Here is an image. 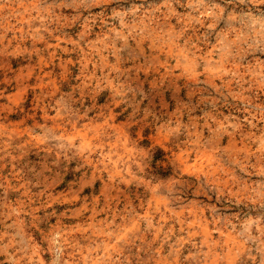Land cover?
<instances>
[{"label": "rangeland", "instance_id": "1", "mask_svg": "<svg viewBox=\"0 0 264 264\" xmlns=\"http://www.w3.org/2000/svg\"><path fill=\"white\" fill-rule=\"evenodd\" d=\"M51 4L0 12V264H261L264 5Z\"/></svg>", "mask_w": 264, "mask_h": 264}, {"label": "clouds", "instance_id": "2", "mask_svg": "<svg viewBox=\"0 0 264 264\" xmlns=\"http://www.w3.org/2000/svg\"><path fill=\"white\" fill-rule=\"evenodd\" d=\"M86 2L89 4V6L106 5L110 3L111 0H52V4L50 5V7L52 8H72L77 5L85 4ZM177 2H179V0H177ZM11 3H12V0H0V12H3V10L6 7L10 6ZM230 4L238 5V6H241L242 8L248 7L249 11L243 12L240 15H241V18L251 19L253 18L252 11H251L252 7H255L257 8V10H259V6L264 5V0H225V7H227ZM133 11H135V9H133ZM113 15L117 16L119 14L116 12H113ZM260 17L264 18V13H260ZM229 19H237V15L232 14L229 16ZM2 39L3 37H0V40ZM138 88H139V84H137V89ZM85 95L86 94H82L80 97V102L82 106L85 103V99H84ZM88 103L90 104V110H96L97 105L99 104V99L95 95H93L91 101H89ZM111 103H112L111 101L105 98V104H107L108 106H111ZM121 116H123L124 119L127 121L128 130L133 135L135 134L136 128H139L142 132L146 131L149 128V123L146 117L142 114L140 110L136 109L135 107H133L131 112H126V111L121 112ZM156 150L157 149L155 148V145H153L151 148H146L144 150L143 159L141 162L145 164V166L152 163V157L154 156ZM2 240H3V237H0V246H2ZM42 251L44 250L39 249L37 252V255H39V252H42ZM261 264H264V261H261Z\"/></svg>", "mask_w": 264, "mask_h": 264}]
</instances>
